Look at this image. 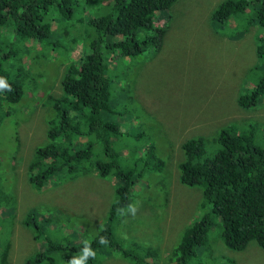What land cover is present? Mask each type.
Here are the masks:
<instances>
[{
	"label": "rangeland",
	"instance_id": "374dc122",
	"mask_svg": "<svg viewBox=\"0 0 264 264\" xmlns=\"http://www.w3.org/2000/svg\"><path fill=\"white\" fill-rule=\"evenodd\" d=\"M221 1L176 0L169 10L156 12L158 23L152 22L165 29L159 49L147 48L133 58L117 56L105 61L110 69L113 62L116 65L112 74L106 73L107 77L115 75L118 79L110 81V111L101 117L122 131L109 137L110 146L120 156L127 155L132 147L137 157L147 144H153L157 157L164 162L158 169L143 173L128 192L129 205L136 208L134 214L128 205L108 218L118 183L109 173L99 177L91 170L73 179L60 175L39 189L29 183L26 165L34 149L44 144L46 120L50 118L49 105L43 100L59 93L55 75L59 72V77L63 72L62 66L58 67L57 54L48 55L42 52L41 43H32L35 52L31 49L30 55L36 56L30 59L32 73H39L29 75L30 80L23 79V92L17 102L0 100V254L8 241L9 264H24L27 258L33 259L36 252L43 251L44 236L65 237L62 244L69 246L73 242L74 246L90 242L104 227H109L110 233L103 236H111L121 248L133 242L155 248L157 256L147 258V264H170V259L177 256L173 251L182 229L205 212L198 207L199 190L177 181L180 141L196 134L212 139L226 123L248 119L259 122L256 141L264 146V126L260 125L264 123V97L245 110L234 101L244 87L251 85L243 75L255 61L254 44L261 28L253 20L244 31L240 25L235 27V22L213 24L209 14ZM92 14L80 13L72 18L83 21L70 54L72 59L87 54L90 41L96 37L84 24ZM138 31L141 38L150 33ZM48 40L68 43V37L59 33ZM108 53L102 52L104 60L110 58ZM23 61L27 64L29 60ZM260 64L259 61V72ZM215 148L208 143L206 152L211 154ZM93 158L103 160L105 156L97 154ZM28 215L33 218L26 220V225ZM212 223L206 248L195 249L191 263L264 264V249L251 241L242 250H230L218 234V219ZM94 247V264H137L122 258L117 248L108 243ZM66 263L64 253L55 250L49 259L39 262Z\"/></svg>",
	"mask_w": 264,
	"mask_h": 264
},
{
	"label": "trees",
	"instance_id": "16d2710c",
	"mask_svg": "<svg viewBox=\"0 0 264 264\" xmlns=\"http://www.w3.org/2000/svg\"><path fill=\"white\" fill-rule=\"evenodd\" d=\"M175 1L0 0V79L6 85L0 88V100L17 102L23 92V79L39 73H32L30 64V59L36 58L30 55L31 49L35 52L34 42L41 43L42 52L57 54L58 67L62 66L63 70L59 77V72L55 75L59 93L47 95L43 100L50 108L45 142L34 149L26 165L27 178L33 187L39 189L45 182L65 174L73 179L91 170L99 177L109 173L118 180L116 200L108 210L110 218L117 210L128 207V192L143 173L164 165L153 144H147L137 157L132 147L127 155L120 156L110 146L109 137L122 131L101 114L110 111V81L118 79L115 75L107 77L116 65L113 62L110 69L106 62L117 56L133 58L147 48L159 49L165 29L153 26L152 22L159 16L157 11L169 10ZM80 13H93L84 24L96 37L90 41L87 54L72 59L70 54L79 39L78 27L83 23L81 18L75 21L72 18ZM209 19L218 25L235 22V27L240 25L242 31L250 26L251 20L260 26L261 33L254 44L255 61L243 75L251 80V85L244 87L234 99L240 109L254 107L264 97V0H222L211 11ZM48 20L55 21L53 30ZM138 30L150 33L141 38ZM55 33L68 37V43L63 45L48 40ZM102 52H110V58L104 60ZM23 58L29 60L27 64ZM258 131V121L245 119L221 126L212 139L196 134L180 141L181 157L176 163L178 181L199 190L198 207L205 212L184 226L173 251L177 256L170 259V264H199L190 261L195 249L206 248L207 232L214 218L218 219V234L228 249L242 250L251 241L264 249V146L256 141ZM208 143L216 146L211 154L206 152ZM97 154L105 158L94 159ZM32 218L26 217V225ZM105 232L110 233V228H101L90 242L74 246L73 242L63 245L65 237L44 236L43 251L36 252L33 259L27 258L24 264H39L49 259L54 250L63 252L69 264L73 258L84 255L81 251L86 246L94 253L97 250L94 245L103 243L102 239L115 246L122 258L137 264H147V258L157 256L155 248L135 242L128 248H121L111 236L106 239ZM33 235L37 237L36 233ZM9 247L7 241L1 250L0 264H9ZM67 247H70L68 251ZM84 264H94L93 256H88Z\"/></svg>",
	"mask_w": 264,
	"mask_h": 264
},
{
	"label": "clouds",
	"instance_id": "9594fccd",
	"mask_svg": "<svg viewBox=\"0 0 264 264\" xmlns=\"http://www.w3.org/2000/svg\"><path fill=\"white\" fill-rule=\"evenodd\" d=\"M3 87H6V85H5V83H4V81H3V79H0V88H3ZM9 90H11V89H9ZM45 133H46V131H45ZM30 160V159H29ZM28 160V161H29ZM28 163V162H27ZM177 181H178V177H177ZM179 182V181H178ZM180 184V183H179ZM182 185V184H181ZM129 209H130V211L134 214L135 213V211H136V208L134 207V206H132V205H129ZM102 242L103 243H107V241L106 240H103L102 239ZM94 256L95 254L93 253V252H91V250H90V248H88L87 246L85 247V249H84V255L83 256H81L79 259H76V258H73L70 262H69V264H84V261L88 258V256Z\"/></svg>",
	"mask_w": 264,
	"mask_h": 264
}]
</instances>
